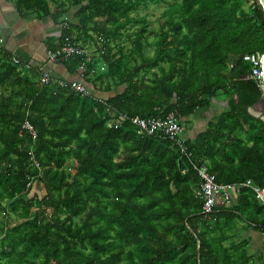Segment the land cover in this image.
I'll return each mask as SVG.
<instances>
[{"label":"trees","instance_id":"trees-1","mask_svg":"<svg viewBox=\"0 0 264 264\" xmlns=\"http://www.w3.org/2000/svg\"><path fill=\"white\" fill-rule=\"evenodd\" d=\"M16 2L39 17L76 9L77 23L68 21L52 49L94 43L99 51L104 37L83 77L117 112L177 111L182 120L222 102L218 119L188 141L236 200L204 215L199 177L170 140L130 122L109 126L95 95L53 75L43 85L41 68L15 64L0 48V264H264L236 224L264 236V204L242 185L264 187V120L250 112L264 89L244 59L264 54L260 0ZM157 3L167 7L151 28L139 12ZM85 61L64 63L74 74ZM36 182L44 195H30Z\"/></svg>","mask_w":264,"mask_h":264},{"label":"crops","instance_id":"crops-1","mask_svg":"<svg viewBox=\"0 0 264 264\" xmlns=\"http://www.w3.org/2000/svg\"><path fill=\"white\" fill-rule=\"evenodd\" d=\"M75 13L76 9L72 8L68 14L58 15L52 13L44 17H39L34 12L21 14L17 10L16 0H0V37L3 39L1 48L9 52L12 58L18 59L19 64H23L26 68H44L57 78L84 80L81 77V68H79L78 73L71 74L65 63H54L48 60V52L52 50L51 46L58 45L63 29L67 25L65 23H68V21L73 24L77 23ZM125 45H128V43L126 42ZM84 48L91 62L93 59L97 60L100 58L98 48L94 43L84 44ZM97 67L102 69L105 65L98 63ZM224 108L225 106L222 102L216 101L212 108L183 118L181 121L184 137L189 141H193L199 133L206 129L210 121L218 119ZM234 191L235 189L232 193V205L236 200ZM236 224L241 229L240 237L250 239L249 255L253 256L262 253L264 251V236L254 229H248L243 232L242 226L244 224L239 220ZM234 231H236L235 228Z\"/></svg>","mask_w":264,"mask_h":264},{"label":"built area","instance_id":"built-area-1","mask_svg":"<svg viewBox=\"0 0 264 264\" xmlns=\"http://www.w3.org/2000/svg\"><path fill=\"white\" fill-rule=\"evenodd\" d=\"M67 24V23H65ZM98 42L103 44L104 37L99 36ZM100 44V45H101ZM3 46V39L0 37V48ZM103 49V48H102ZM85 56L86 61L80 68L82 69L81 77L84 78L86 63L91 61L88 57V53L84 47L77 43H65L62 46L52 49L48 52V60L50 62L59 63L66 62L71 58ZM244 59L252 64L250 77L257 80L260 86L264 89L263 82V54L252 53L245 55ZM14 63L19 64V60L14 58ZM104 68H102L103 70ZM42 76L41 83L48 85L52 81V74L50 71L41 68ZM58 83L61 86H67L73 89L75 92L84 97L95 98L106 105L107 112L109 113L110 121L109 126L121 127L127 122L133 124L137 131L148 137H162L170 140L177 148L180 158L185 162H188L190 166L196 171L200 180L199 194L203 199L202 212L204 215L209 216L214 211L217 205L223 204L225 206H231L233 202V186L217 183L215 177L210 174L206 164L194 160V152L191 148L189 141L184 137V129L182 126L181 117L177 111H171L163 116L157 117H141L139 115L130 116L125 112H117L115 109L105 102V98L101 95H97L91 87L84 80H72L59 79ZM24 129L35 140L37 132L34 125L30 121H26ZM38 165V164H37ZM252 190L257 199L264 204V187L256 186L251 180L242 184Z\"/></svg>","mask_w":264,"mask_h":264},{"label":"rangeland","instance_id":"rangeland-1","mask_svg":"<svg viewBox=\"0 0 264 264\" xmlns=\"http://www.w3.org/2000/svg\"><path fill=\"white\" fill-rule=\"evenodd\" d=\"M169 2H173V0H167ZM167 6L162 3V4H151L150 7L148 9H145V8H142L141 11L139 12V16L141 17H145L148 22L151 24V28H157V25H158V20L161 19V16L163 14V11L165 10ZM97 40H98V37H97ZM98 41H96L97 43ZM101 43L98 42V45H99V55H100V52H103L104 51V48L102 45H100ZM96 46V45H95ZM129 46V45H127ZM103 48V49H102ZM146 53L151 56L152 55V49H148L146 50ZM102 61L99 62V64H101ZM98 66V65H97ZM100 68V66H99ZM152 117H157V116H152ZM34 194H39V195H44L45 194V190L43 189L42 185L39 184L38 182H36L31 191H30V195H34Z\"/></svg>","mask_w":264,"mask_h":264},{"label":"water","instance_id":"water-1","mask_svg":"<svg viewBox=\"0 0 264 264\" xmlns=\"http://www.w3.org/2000/svg\"><path fill=\"white\" fill-rule=\"evenodd\" d=\"M260 2L264 7V0H260ZM143 66L144 65L136 68L135 71L142 68ZM262 70H263V82H264V54H263ZM250 112L254 117L264 120V96L257 104H255L253 107L250 108Z\"/></svg>","mask_w":264,"mask_h":264}]
</instances>
